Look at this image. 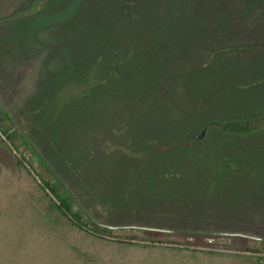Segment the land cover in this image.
I'll return each mask as SVG.
<instances>
[{
	"label": "rangeland",
	"instance_id": "rangeland-1",
	"mask_svg": "<svg viewBox=\"0 0 264 264\" xmlns=\"http://www.w3.org/2000/svg\"><path fill=\"white\" fill-rule=\"evenodd\" d=\"M0 99L99 222L181 231L74 225L0 130V264H264V0H0Z\"/></svg>",
	"mask_w": 264,
	"mask_h": 264
},
{
	"label": "water",
	"instance_id": "water-1",
	"mask_svg": "<svg viewBox=\"0 0 264 264\" xmlns=\"http://www.w3.org/2000/svg\"><path fill=\"white\" fill-rule=\"evenodd\" d=\"M0 107L4 111V113L11 119L13 123V128L10 129L4 137H8L12 132H17L20 134L21 137L26 140L28 145L31 147V149L34 151V155L26 149L25 146L20 147V152L22 153L24 159L26 161H38L41 160L47 169L52 173V175L59 181V183L63 186V188L66 191V195L70 196L73 200L72 204V209L73 211H78L81 210L83 212V217L85 219L89 218L90 219V224L97 225L98 227H101L102 229H105L107 232H110L111 235L113 236H120L126 232V230L131 229V228H136V229H141V230H150V231H155V232H161V233H181L179 230H170V229H161V228H156V227H148V226H112L108 225L105 223L99 222L97 219H95L88 211L87 209L80 203V201L77 199V197L71 192V190L68 188V186L60 179V177L57 175V173L54 171V169L48 164V162L40 155V153L34 148L32 143L28 140L26 134L24 131L20 128V126L17 124V122L14 120L6 106L3 104V102L0 99ZM14 145H17L19 143V139L16 138L13 141ZM201 233V232H198ZM204 234L210 235L212 237H206L205 241L209 243H227L231 237L233 236H240L244 238H248L252 240V245L256 244L257 241H261L262 238L256 237V236H251V235H244V234H239V233H227V232H203ZM192 239V237H190Z\"/></svg>",
	"mask_w": 264,
	"mask_h": 264
},
{
	"label": "trees",
	"instance_id": "trees-1",
	"mask_svg": "<svg viewBox=\"0 0 264 264\" xmlns=\"http://www.w3.org/2000/svg\"><path fill=\"white\" fill-rule=\"evenodd\" d=\"M2 117H4L10 124L11 126L13 125L11 119L4 113V111L0 108V130L2 132L3 135H5L10 129L8 128H3L1 122H2ZM8 140H12L13 142V138L9 135L8 137H6ZM24 143L27 145V149L31 152L32 149L31 147L28 145V143L26 142V140L24 141ZM21 159L23 162L28 163L29 161H26L23 157V155L21 154ZM38 162L40 163V165L43 167V169L50 174L54 181L51 182L48 179L44 178L43 180V185L44 187L48 190V192L52 195V197L54 198L51 199V205L56 208L57 211H59V213L66 217L71 223H73L76 226H79L81 228H85L86 226H88V224L90 223V219L87 218L85 219L83 217V212L81 210L78 211H73L72 209V204H73V200L70 196L66 195V191L63 188V186L59 183V181L52 175V173L47 169V167L45 166V164L41 161L38 160ZM88 220V221H86ZM94 229H101V227H98L97 225H94ZM105 232V229H101ZM141 230V229H139ZM142 232H145L148 235H159L160 233L155 232V231H150V230H141ZM108 234L111 235L110 232H107ZM163 234V233H162ZM165 235V234H164ZM247 251L250 252H256L259 251L258 249H250V248H246Z\"/></svg>",
	"mask_w": 264,
	"mask_h": 264
},
{
	"label": "flooded vegetation",
	"instance_id": "flooded-vegetation-1",
	"mask_svg": "<svg viewBox=\"0 0 264 264\" xmlns=\"http://www.w3.org/2000/svg\"><path fill=\"white\" fill-rule=\"evenodd\" d=\"M0 108H1V107H0ZM1 109H2V108H1ZM12 128H13V127H12ZM12 128H11V129H12ZM18 135H19V134H17V132H12V133L10 134V136L13 138V141L15 140V138H17ZM22 140H23V142L25 141L23 137H22ZM23 142H22V143H23ZM22 143H21V144H22ZM31 153L34 155V151H33V150L31 151ZM90 223H91V222H90ZM90 225H91V224H90ZM93 227H94V225H93ZM251 244H252V242H251Z\"/></svg>",
	"mask_w": 264,
	"mask_h": 264
}]
</instances>
